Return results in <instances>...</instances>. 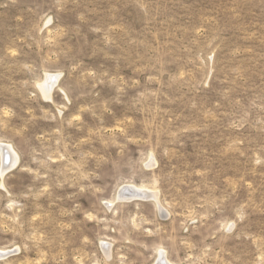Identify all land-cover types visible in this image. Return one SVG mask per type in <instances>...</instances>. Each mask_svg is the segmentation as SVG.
<instances>
[{"label":"rangeland","instance_id":"obj_1","mask_svg":"<svg viewBox=\"0 0 264 264\" xmlns=\"http://www.w3.org/2000/svg\"><path fill=\"white\" fill-rule=\"evenodd\" d=\"M0 145V264H264V0H0Z\"/></svg>","mask_w":264,"mask_h":264},{"label":"bare ground","instance_id":"obj_2","mask_svg":"<svg viewBox=\"0 0 264 264\" xmlns=\"http://www.w3.org/2000/svg\"><path fill=\"white\" fill-rule=\"evenodd\" d=\"M47 83V82H46ZM47 91V90H46ZM47 93H48V91H47ZM50 94V93H49ZM46 95V94H45ZM47 97V96H46ZM0 151H1V153H2V155H3V157H6L5 155H9V156H11V161H16V155H15V153L13 152V150H12V148L9 146V145H0ZM15 163V162H14ZM12 162H10L9 164H8V166L6 167V169H4L5 171L7 170V168L8 167H10V166H12ZM13 166H14V164H13ZM11 168V167H10ZM9 169V168H8ZM3 171V170H2ZM127 188H129V189H131V190H135V191H138V192H140V193H144V194H146V195H148V197H151L152 196V193H150L149 191H146V190H142V189H138V188H136V187H134V186H129V187H127ZM121 195V194H120ZM122 198H124V197H122ZM146 198V197H145ZM157 198V197H156ZM128 199H132V198H128ZM127 199V200H128Z\"/></svg>","mask_w":264,"mask_h":264},{"label":"water","instance_id":"obj_3","mask_svg":"<svg viewBox=\"0 0 264 264\" xmlns=\"http://www.w3.org/2000/svg\"><path fill=\"white\" fill-rule=\"evenodd\" d=\"M4 164H6V162H4ZM121 195L124 196V198L128 199V198H142L144 199L145 197L148 198V195L144 194V193H140L138 191L135 190H131L129 188H124L123 192H121ZM145 198V199H146ZM11 252H0V258L9 255Z\"/></svg>","mask_w":264,"mask_h":264}]
</instances>
